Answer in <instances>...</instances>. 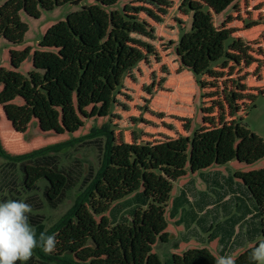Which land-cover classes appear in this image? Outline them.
<instances>
[{
	"label": "rangeland",
	"instance_id": "1",
	"mask_svg": "<svg viewBox=\"0 0 264 264\" xmlns=\"http://www.w3.org/2000/svg\"><path fill=\"white\" fill-rule=\"evenodd\" d=\"M104 124L118 143L232 124L264 139V0H0L5 148L22 154ZM75 155L97 164L94 150ZM262 168L264 159L189 172L168 206L170 241L154 252L168 264L194 248L236 258L251 248L263 236L249 240L255 202L235 175ZM7 191L0 173V202ZM74 203L38 211L41 232Z\"/></svg>",
	"mask_w": 264,
	"mask_h": 264
},
{
	"label": "trees",
	"instance_id": "2",
	"mask_svg": "<svg viewBox=\"0 0 264 264\" xmlns=\"http://www.w3.org/2000/svg\"><path fill=\"white\" fill-rule=\"evenodd\" d=\"M83 149L96 152L97 164L75 155ZM0 159L8 189L4 200L32 206L29 221L37 237L45 225L38 211L57 210L75 197L73 207L47 231L56 234V250L46 255L36 248L30 260L17 264H165L154 247L170 241L167 210L175 184L189 172L263 160L264 139L232 124L157 145L118 143L104 124L22 154L7 150L0 136ZM235 178L255 202L248 235L256 242L264 237V168L237 172ZM250 251L236 264H254ZM216 258L208 248H194L173 254L168 264H215Z\"/></svg>",
	"mask_w": 264,
	"mask_h": 264
},
{
	"label": "clouds",
	"instance_id": "3",
	"mask_svg": "<svg viewBox=\"0 0 264 264\" xmlns=\"http://www.w3.org/2000/svg\"><path fill=\"white\" fill-rule=\"evenodd\" d=\"M33 208L24 200L8 199L0 202V264H17L27 262L36 248L44 254H52L56 250V234L47 231L39 233L29 221ZM250 261L264 264V237L251 247ZM215 264H236L232 255L218 256Z\"/></svg>",
	"mask_w": 264,
	"mask_h": 264
},
{
	"label": "crops",
	"instance_id": "4",
	"mask_svg": "<svg viewBox=\"0 0 264 264\" xmlns=\"http://www.w3.org/2000/svg\"><path fill=\"white\" fill-rule=\"evenodd\" d=\"M246 90L249 91V92H248V93L245 92V94H249L250 96H249V95H247V96L251 98V97L254 95L253 93H251L252 90H251V89H249V90L246 89ZM240 94L243 95L242 93H240ZM257 94H258V93H257ZM235 110H236V109H235ZM235 110H234V111H235Z\"/></svg>",
	"mask_w": 264,
	"mask_h": 264
}]
</instances>
